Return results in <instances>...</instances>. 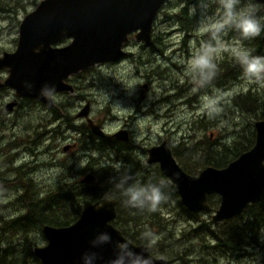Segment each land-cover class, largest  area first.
I'll return each instance as SVG.
<instances>
[{"label":"rangeland","instance_id":"obj_1","mask_svg":"<svg viewBox=\"0 0 264 264\" xmlns=\"http://www.w3.org/2000/svg\"><path fill=\"white\" fill-rule=\"evenodd\" d=\"M1 1L5 8H0V56L4 51L11 52L15 49L21 19L27 12L33 10L40 0ZM186 4L193 16L191 32L186 31L182 20L179 18L180 9ZM194 5H197L195 11L193 10ZM218 14L219 9L215 4H211L202 13L198 6V0L189 1V3H186L185 0H167L160 8L159 14L152 24L155 46L145 47L142 45L144 43L136 41L131 35L124 44V49L129 53L126 58L116 62L94 65L83 72L74 74L73 76H79L74 81L70 77L68 78L78 87L76 93L83 95L84 98L76 97L75 94L58 95V102L67 103L71 97L68 103V111L69 113H75L76 109L82 107L87 100H92L93 115H97L100 109L105 108L109 109L111 114L121 116L122 114L133 113V110L138 106L150 111L153 101L159 100L156 105L158 110L155 112L161 115L169 114L171 119L166 123L165 117L155 119L152 118V115L139 114L130 126L133 131V145L146 146L158 140L166 139L171 141L174 146L183 141L180 144H182V147H187L196 141H204L207 144L211 143L214 149L222 150L225 146H231L233 141L240 136L238 140L245 143V136L251 130L255 120L248 118L245 113L235 109L232 100L236 94L245 93L251 86H260L245 81L242 75L238 77L239 80L236 82L221 77L218 85H208L204 89L210 90L199 94L201 88L194 85L192 80L185 75L186 62L191 58L194 51L209 39L201 26V21L205 16H216ZM69 41L67 38L62 39L58 44H67ZM221 47L223 51L229 50L232 53L236 47L248 48L242 39L233 35L232 31H227L222 35ZM217 60L218 58L216 62ZM7 75L8 73L5 72L3 77L6 78ZM144 84H147L146 88H143ZM217 92L223 95L222 106L224 111L216 118L210 119L202 109V97L214 95ZM177 93H180L179 97L171 99L168 105L160 102L162 98ZM12 94L10 88L0 91V106ZM188 100L190 101L188 102ZM176 103L177 105L180 104L177 106ZM44 111L47 110L42 108L40 104L18 107L11 121H9L11 125L16 120L15 127H12V130H15L14 140L18 141L21 138L22 131H25V124L32 125L36 123L37 114H42ZM131 115L126 117L125 121H129ZM17 116L19 117L17 118ZM2 117L0 115V119ZM201 120L206 125L205 129L197 127L198 122ZM24 121H27V123ZM79 121L75 120L74 123H79ZM121 122V120L116 121V119H113L108 128H105V131L111 132ZM37 123L38 126L34 127L39 132H43V137H45L42 147L23 144L32 148L34 161L37 162L27 168L25 180L31 178L33 184L25 188L27 192L26 200L24 198L16 201L18 195L22 192V188H18L17 185L11 186L15 181L14 174L10 172L11 170L6 172L1 170L0 167L1 175L8 178V182L1 187L6 190L0 191V215L3 217V221L22 214L25 210L22 207L24 204L26 205V201L30 203L31 208L29 207L28 213L34 221L46 216L52 217L56 212L53 211V206L52 210H46L47 199H41L53 193L57 186L62 185L67 180L65 176L69 172L81 169L89 162L87 155H84L79 147L71 152H63V145L72 141L70 139L73 135L72 130H63L62 135L58 134L55 137V122L51 124L52 126L46 120ZM58 123H60V120H58ZM28 127L32 128L33 125ZM46 128H49L48 132H46ZM29 132H31V129L26 133ZM144 136L147 139L140 142ZM202 153L203 149L201 148L200 152L195 154L193 158H197ZM132 160H139L142 165L146 166L142 150H139V154ZM88 171L92 172L91 170ZM78 177L79 174L75 178ZM100 187L103 189L101 200L113 198L114 193L111 188L103 184ZM213 200L219 202L218 195H214ZM132 215L134 216V213ZM140 216L135 220L136 226L131 227L132 232L137 233L139 236H142L146 231L155 234L157 239L151 252L154 256L164 259L165 264H201L199 262L201 258L209 259L211 262L208 264H264V228L258 231V243L245 246L240 252L242 256L226 257L216 255V259L211 260L210 255L208 256L210 258L205 255L210 250L206 245L209 242L200 243L201 238L207 235L201 232L194 236L191 235V228L196 226L198 222L188 221L184 215L179 213V208L174 201L169 206L161 208L159 218L153 219L147 215L140 218ZM199 220H205L209 222L208 224L213 225L210 222V215L204 212L200 213ZM128 223L130 225L132 221ZM11 225V223H4L6 231L10 229ZM187 230H189L190 241L184 243L183 236L188 235L185 234V232H188ZM5 237L11 239V243L15 245V251L21 257L25 255V258L29 261L31 260L30 254L26 252L27 250L24 253L23 248L33 249L46 243L41 231L37 229L27 232L16 231L12 237H10L9 232H6ZM201 249L204 251H201ZM184 250L187 254L184 259L181 260V258L175 256V254L180 255Z\"/></svg>","mask_w":264,"mask_h":264},{"label":"water","instance_id":"obj_2","mask_svg":"<svg viewBox=\"0 0 264 264\" xmlns=\"http://www.w3.org/2000/svg\"><path fill=\"white\" fill-rule=\"evenodd\" d=\"M165 1L40 0L21 19L15 50L3 52L0 57V68L8 70L3 84L11 87L16 97H35L49 103L50 99L41 95L45 84L55 85V91H72V86L65 82L69 75L122 57L123 45L131 33L135 32L136 41L149 43L152 24ZM62 38H70V42L53 46ZM25 82L33 85L31 90L24 87ZM14 104L15 101L11 102L10 108ZM254 128L253 146L222 168L207 166L197 176L188 175L165 143L149 149V162H159L189 211L210 213L207 196L219 195L220 203L211 219L226 223L241 214L248 204L258 201L264 190V119L256 121ZM93 130L102 135L97 126ZM92 181V175L83 179V182ZM115 216L114 199L89 204L68 226L43 225L41 231L46 243L34 247L33 252L41 264H83L81 257L89 250L109 258L116 240L127 241L137 251L145 248V244L129 241L112 225ZM102 232L111 234L113 244L93 249L90 241ZM147 254L155 264H165L150 249Z\"/></svg>","mask_w":264,"mask_h":264},{"label":"flooded vegetation","instance_id":"obj_3","mask_svg":"<svg viewBox=\"0 0 264 264\" xmlns=\"http://www.w3.org/2000/svg\"><path fill=\"white\" fill-rule=\"evenodd\" d=\"M188 1L191 2L193 0H188ZM64 39H66V38H64ZM151 40H152L151 42H149L147 44L144 43L142 45H144L145 47L155 46V44L153 42L154 41L153 33L151 35ZM58 43L54 44L53 46H64V45H66V44L59 45ZM123 49H124V45H123ZM124 51H125V54L122 57H120L119 59H117L116 61L124 59L129 55L128 51H126L125 49H124ZM217 58H218L217 64L219 65V67H222V65H224L225 67H231V63H233L235 61L234 54L232 52H230L229 50H224L222 52V54ZM116 61H114V62H116ZM5 72H7L6 68H0V91H3L7 88H10V90H12L13 94L10 95L4 102H2L1 106H0V115L3 116L0 119V167H1V170H4L6 172L11 170L10 172H12L14 174V180L15 181L13 182V184L11 186L17 185L18 188H22V192L18 195L16 201L24 199L27 195L25 188L27 186L33 184V179L27 178L25 180V178L27 175V168H30L31 166H33L37 162H36V160L34 161V158H33L34 152H33L32 148L29 147V145H23V144H30V145H32V147H37V146L42 147V145L45 141V137H43L44 133L39 132L38 129H36L34 127L36 125L38 126L37 122H39L41 120L48 121L50 125L53 122H55V128H54L55 129V137H57L58 134L62 135L63 130H72L73 135L70 138L72 141L70 143H65L63 145V147H62L63 152H67V151L71 152L75 149H78V147H79V149L84 152V155H87V157H88L89 162L85 167L78 169V170H75L74 172H69L65 176L67 180L62 184L63 186L64 185L76 186L75 184L81 186L83 184L95 183L97 181V179H102L104 174L115 175L113 168L116 166H119V165H123L126 170L130 171V174L136 180L143 182V183H147L149 181L155 182V181H158L161 179H166L169 182V185L173 186L176 193H177V198H175L172 201H174L176 203V206L179 208V212H180L179 205H181V206H184V205L181 203L177 188L170 181L169 177H167L162 172L159 162H149V157H150L149 152H148L149 149L152 147H155V146H159L162 143H165L166 146L169 148L171 155L174 158V160L176 161V163L188 175L197 176L203 168H205L207 166H212V165H206L203 167V166L199 165L201 162H196L197 160H193L191 157H190L191 160L188 161V163H185V160H186L185 158H183L182 160H184V161H182L180 157L186 151L185 147H182V144H180V143H183V141L177 143V145H175V146L171 141H167L166 139L158 140V141L150 143L146 146L145 145L141 146L139 144L133 145V143H132L133 131L130 128V126L139 114L152 115V118H155V119H157V117L158 118L165 117L166 123L171 119L169 114L161 115V114L155 112L158 110V107L156 105L159 103V100L153 101L151 108H150V111L148 109L141 108V106H138V108H135L133 110V113H129L127 115L122 114L121 116H116L115 114H111L109 109H105V108L100 109L98 111L97 115H93L92 114V107H93L92 100H87V102L82 107L76 109L75 113H69L68 103L70 102L71 97L68 99L67 103H63V102H58L57 96L58 95H74L75 94L76 97L84 98L83 95H78L76 93V89L78 87L75 86V84L72 81H69V79H68L70 77L74 81L75 78H77L79 76L71 75L65 80L66 83H68L72 86V91H66V90L65 91H55L54 95L51 98H49L50 102L48 103V102H45V101L38 99V98H35V97H22V96L16 97L14 90L11 87L3 84L4 80L6 79L3 77ZM218 74H219V71H218ZM223 76L228 78V76L224 75V71H223ZM217 78L218 77L216 76V78L213 81L217 82L218 81ZM144 86L146 88L147 84H144ZM208 90H210V89H204V91H203L201 88V91L198 93L203 94L204 92H206ZM179 95H180V93H177L174 95H168L167 97L162 98L160 102L168 105V103L170 102L171 99L177 98V97H179ZM92 99L96 102V100L94 98H92ZM13 101H15V104L10 108V103ZM189 101L190 100H188V102ZM31 104H40L41 107L47 111H44L42 114H37L36 123L32 124L33 125L32 128L28 127V126H32V125H26L25 124L24 125L25 131L28 132L29 129H31V132L26 133L25 131H22L21 138L18 141H15L14 140L15 130H12V127L13 126L15 127L14 123L16 122V120L11 125L9 124V121H11L12 116L15 114L18 107H20L21 105L27 106V105H31ZM65 105H67V106H65ZM175 105H177V103ZM85 106H88L87 113L83 114V110H84ZM129 115H131L129 117V121H127V120L125 121V118L128 117ZM18 117L19 116H17V118ZM120 117H124V118L123 119H117ZM113 119H116V121L121 120L122 122L119 126H117L115 129H113L111 132H106L105 128H108V126L111 124ZM58 120H60V123H58ZM75 120H80V121H79V123H74ZM24 122L27 123V121H24ZM96 126L98 127V130L100 132H102V135H98L93 130V127H96ZM195 127H196V125H195ZM195 127H194V129H195ZM48 131H49V128H46V132H48ZM121 131H124V134H120ZM254 133H255V128H254ZM146 139H147V137L144 136V137H142L140 142H143ZM197 142H199V141H196L195 144ZM56 150H57V146H56ZM139 150H142V155L144 157V162H145L146 166L142 165L139 160H132V158H134L135 156H137L139 154ZM215 150H218V149H215ZM190 155H191V153H190ZM21 158H22V160H20ZM187 166L190 170H194L195 172L194 173H188L187 170L185 169V167H187ZM212 167H214V166H212ZM215 168H222V167H215ZM88 170H91L92 172H89ZM77 174H79V177L76 179L75 177ZM88 175H92L94 177V181L83 182V179ZM7 179L8 178H5L0 173V191L6 190V189H3L1 187L3 185H5V183L8 182ZM114 195H113V198H107L104 200H101V198H99L98 200H96L93 203H96V202L101 203L105 200L114 199L115 200V210H116V216L114 219H116V217H117V203L119 202L120 197H119V194H116V197H114ZM214 195H217V194H211V195L207 196V203L209 205H210V203H209L208 198L210 196H214ZM46 197H47V195H46ZM218 197H219V195H218ZM24 200H26V198ZM216 202H217L216 206L210 205V207L212 209V211L210 213H206L204 211H198V212H193V213H199L200 214V213L204 212L206 214H209L210 215V222L213 225L214 224H226V223H228L229 221L226 223L213 222L212 221L211 215L218 208L219 203H220V197H219V202H218V200ZM93 203H89V204H93ZM170 203H169V205H170ZM89 204H87V205H89ZM251 204H253V203H251ZM10 205L11 204L9 203V206ZM87 205H85V206H87ZM248 205H250V204H248ZM85 206H83L82 209ZM22 208H23V210L25 209L22 214H20L18 216L10 217L4 222H3V217L0 215V222L2 221L4 224L5 222H7L9 220L15 221L18 218L25 217L28 213L27 206L24 204ZM161 208H164V207H160L157 209L158 214L156 213L155 217H158V218L160 217ZM190 212H192V211H190ZM140 214H141L140 218L143 215H147L145 212H142ZM22 221L24 222L25 220L23 219ZM210 244H212V243H210Z\"/></svg>","mask_w":264,"mask_h":264},{"label":"trees","instance_id":"obj_4","mask_svg":"<svg viewBox=\"0 0 264 264\" xmlns=\"http://www.w3.org/2000/svg\"><path fill=\"white\" fill-rule=\"evenodd\" d=\"M185 1L186 3L189 2L188 0ZM1 2L2 1L0 0V8H3L5 5ZM261 15H263V13H261ZM179 18L180 20H182L186 31L191 32V21L193 20V16L190 14L187 4L180 9ZM232 33L234 36L241 39L238 33H236L235 31H232ZM243 41L244 44L248 46V49L253 50L254 55H264V34L253 40ZM223 71L224 75L228 76V78L232 82H236L237 80H239L238 77L242 75V69L236 61L231 63V67H225L224 65H222V67H219V74H217L218 81H212V83L210 84L211 86H215L220 83V78L224 77ZM202 90L204 91V88H202ZM232 101L234 105L232 106L235 109H238L240 112L245 113L248 118L255 120V122L257 120L264 119V87L251 86L245 93L236 94L233 97ZM254 123L251 127V130H249L245 136V143L238 140L241 137L240 136L238 139H235L233 141V144L231 146H225L222 150H215L214 147L211 146V143L207 144L204 143V141H199L196 144L194 143L191 144V146L185 147L186 151L180 158L181 160L185 158V163H188V161H190L192 158L193 160H197L196 162H201L199 165L203 167L206 165H212L214 167H224L230 161L238 157L242 152L250 149L253 146L255 140ZM205 126L206 125L204 122H202V120L198 122L197 127L205 129ZM201 148L203 149V153L199 154L197 158H193L195 157V154H198L200 152ZM185 169L188 173L195 172L194 170H190L188 166L185 167ZM109 176L110 175L104 174L103 179H97V181L92 184H83L81 186L77 184H75L76 186H57L53 193L48 194L46 198L42 199H47V203L45 204L46 210H52L53 206V211H56L55 214L52 215V217L46 216L37 221H34L33 219H31L29 213H27V215L23 218H18L15 221H7L6 223L12 224L8 231H6V228L4 227V221H1L0 264H40L39 259L35 256L33 249L31 248H23L24 253L25 250H27L26 252L30 254V261L25 258V255L21 257L15 251V245L11 243V239L9 240L7 239V237H5V233L9 232L10 237H12L16 233V231L20 230L27 232L32 229H37L41 231L42 226L45 224L58 227L68 226L72 224L78 219L83 206L89 203H93L101 197L103 189L100 187V185L103 184L104 186L111 188V185L107 182ZM166 191L169 194V199L165 203L161 204L158 208L169 206V203L177 198V193L173 186L170 185L169 188L166 189ZM114 194V197H116V193ZM208 200L211 206L217 205V202L213 200V196H210ZM29 204L30 203L26 201L27 211H29V207L31 208ZM179 207V213L184 215L188 221L198 222L196 226L191 228V235L194 236L199 234L200 232L207 235L206 237L201 238L200 243L209 242L206 245L210 250H208L205 255L207 257L210 255L212 257L211 260H215L216 255L226 257L242 256L240 252L245 248V246L253 243H258V231L264 228V190L258 201L248 205L241 214L231 218L226 224H208L209 222H206L205 220H199V213L190 212L181 205H179ZM144 212L150 218H158L155 217L156 213L158 214L157 211ZM132 213H134V216L132 215ZM140 213H142V211H138L137 209H133L123 205L122 198L120 197V200L117 203V217L112 221V224L134 244L146 245V241L142 238V236H139L137 233L132 232L131 228L132 226H136L135 220L139 218ZM23 219L25 220L24 222L22 221ZM129 221H132L130 225L128 223ZM187 231L188 232H185V234L188 235L183 236L184 243L190 241L189 230ZM201 251L204 250L201 249ZM185 255H187L185 250L182 251L180 255L175 254V256L181 258V260L184 259ZM205 260L207 259L201 258L199 262L201 264H208L209 262H211L209 259L207 261Z\"/></svg>","mask_w":264,"mask_h":264},{"label":"clouds","instance_id":"obj_5","mask_svg":"<svg viewBox=\"0 0 264 264\" xmlns=\"http://www.w3.org/2000/svg\"><path fill=\"white\" fill-rule=\"evenodd\" d=\"M211 4L219 9L216 16H205L201 21L203 30L209 39L201 44L186 62L185 75L198 88H205L216 78L219 65L217 55L223 51L221 47L222 35L227 31H235L242 40H253L264 34V3L260 0H198V6L203 13ZM197 5L193 6V10ZM39 51V49H37ZM234 59L242 69L245 81L264 87V55H254L253 50L245 47L233 49ZM24 87L31 90L33 85L25 82ZM55 92V85L45 84L41 95L51 98ZM223 95L202 97V109L205 114L214 119L223 111ZM115 175H110L108 183L111 191L119 194L122 203L140 211L155 212L158 207L169 199L166 189L169 182L166 179L149 181L147 183L136 180L123 165L113 168ZM146 247L135 250L127 241L116 240L112 248V255L105 259L99 251H86L81 259L83 264H155L151 255H145L155 244L157 237L150 231L142 234ZM93 249H100L103 245L113 244L111 234L99 233L90 241Z\"/></svg>","mask_w":264,"mask_h":264},{"label":"bare ground","instance_id":"obj_6","mask_svg":"<svg viewBox=\"0 0 264 264\" xmlns=\"http://www.w3.org/2000/svg\"><path fill=\"white\" fill-rule=\"evenodd\" d=\"M166 2H167V0L165 1V3H166ZM163 5H164V4H163ZM152 27H153V26H152ZM134 34H135V32H134V33H131V34L129 35V37H130L131 35H133V37H134ZM151 34H152V29H151ZM62 39H64V38H62ZM62 39H60V40H62ZM67 39L70 40V38H67ZM134 39H135V38H134ZM60 40H59V41H60ZM59 41H58V42H59ZM58 42H57V43H58ZM69 42H70V41H69ZM150 42H151V39H150ZM141 43H144V42H141ZM55 44H56V43H55ZM67 44H68V43H67ZM145 44H147V43H145ZM16 45H17V43H16ZM15 48H16V47H15ZM14 50H15V49H14ZM14 50H13V51H14ZM13 51H11V52H13ZM4 52H6V51H4ZM2 54H3V53H2ZM1 56H2V55H1ZM1 56H0V57H1ZM111 62H114V61H111ZM104 63H107V62H104ZM99 64H101V63H99ZM96 65H97V64H96ZM93 66H94V65H93ZM93 66H91V67H93ZM91 67H90V68H91ZM6 69H7V68H6ZM88 69H89V68H88ZM86 70H87V69H86ZM83 71H85V70H83ZM7 72H8V70H7ZM79 72H82V71H79ZM79 72H77V73H79ZM77 73H74V74H77ZM74 74H71V75H74ZM71 75H69V76H71ZM7 76H8V75H7ZM69 76H68V77H69ZM68 77H67V78H68ZM67 78H66V79H67ZM66 79H65V80H66ZM157 118H158V117H157ZM257 121H258V120H257ZM126 154H127V153H126ZM187 155H188V154H187ZM146 160H147V159H146ZM108 178H109V177H108ZM102 179H103V178H102ZM82 210H83V209H82ZM81 212H82V211H81ZM9 221H10V220H9ZM111 223H112V222H111ZM112 225H113V224H112ZM113 226H114V225H113ZM114 227H115V226H114ZM115 228H116V227H115ZM117 229H118V228H117ZM118 230H119V229H118ZM41 233H42V231H41ZM42 235H43V234H42ZM45 240H46V239H45ZM129 241H130V240H129ZM42 246H43V245H42ZM150 252H151V249H150ZM151 254H152V253H151ZM152 255H153V254H152ZM153 256H154V255H153ZM155 257H156V256H155Z\"/></svg>","mask_w":264,"mask_h":264}]
</instances>
